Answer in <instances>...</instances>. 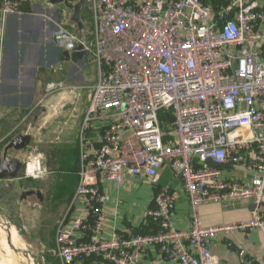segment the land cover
Returning a JSON list of instances; mask_svg holds the SVG:
<instances>
[{
  "label": "built area",
  "instance_id": "2783aa9c",
  "mask_svg": "<svg viewBox=\"0 0 264 264\" xmlns=\"http://www.w3.org/2000/svg\"><path fill=\"white\" fill-rule=\"evenodd\" d=\"M97 66L79 134L77 184L55 228L60 264H141L144 248L179 264H219L208 244L221 233L264 230V7L257 0H88ZM20 0H3L15 13ZM64 50L87 44L61 28ZM65 86L51 82L47 89ZM170 114V120L161 115ZM243 164L250 183L206 163ZM167 166L187 195L190 225L172 213L178 192L163 184L147 215L156 230L104 237L105 182L145 176L156 185ZM250 200L247 220L204 225L199 208ZM242 264H256L238 250Z\"/></svg>",
  "mask_w": 264,
  "mask_h": 264
},
{
  "label": "crops",
  "instance_id": "0c3cea01",
  "mask_svg": "<svg viewBox=\"0 0 264 264\" xmlns=\"http://www.w3.org/2000/svg\"><path fill=\"white\" fill-rule=\"evenodd\" d=\"M22 1L27 2V4H23ZM257 1L261 7H264V0ZM20 2L17 12L8 14L3 19L0 14V120H3L0 127L2 124L12 122V118L8 119L7 114L4 113L6 110H27L33 105L37 94L41 90L42 83L50 76L51 68L59 62L70 64L66 80L69 84H88L91 86L96 80V77H93L92 74L82 73V70L88 67L86 54L90 49L86 50L85 56L82 55L76 60L65 56L62 58L64 46L56 38V34L60 29L66 27V30L74 34L77 40L88 46L87 35L91 30L93 31V22L89 24L87 21V11L89 10L92 13L89 1L87 0L86 4L81 3L77 8L72 5L65 6L62 3L53 5L48 0H20ZM60 10L68 11L72 23L64 26L63 21L60 22L62 16H60ZM91 21H93V15ZM262 27L264 29V25ZM261 50L264 53V44L261 45ZM87 79L90 83H85ZM89 94L90 90L83 115L88 105ZM70 98L71 96H69ZM76 151V169L78 170V147ZM2 159V150H0V163ZM221 168L226 175L246 183H250L256 175L254 170L247 169L243 164H225ZM20 179H23V173L22 176L17 178L0 179V182L3 183L0 184V188H3L0 193V201L9 210L11 200L5 195L8 194V190H15V186L9 182L17 180L19 181L18 185H20L22 181ZM163 184H169L173 190L178 192V198L172 213L173 225L178 229L188 228L190 225V209L187 195L180 179L173 176L169 167L164 166L160 171V181L156 185L151 184L145 176L133 177L129 175L125 176L122 183L105 182L102 185V189L110 196V200L105 207L104 237H109L113 230L125 235H144L156 230V224L147 215V211L154 206L155 192ZM75 188L72 191V196ZM24 190L20 192L18 200L28 202L31 196L34 197V200L29 202L34 207L33 210L37 211V215H39L40 204L44 201L43 193L38 189L41 192V197L31 194L22 198L21 194ZM1 197H3V200ZM252 205L253 203L250 200L243 199L213 202L201 205L199 213L204 225L218 226L247 220ZM258 209L264 214V198ZM2 214V206H0V226L4 223ZM22 226L25 227L24 224ZM12 228L17 231L15 225ZM1 230L4 231V227ZM8 230H11V228H8ZM53 243L54 249L55 229ZM208 246L211 252L218 256L219 264H242L238 255L240 249L245 250L256 264H264V230L221 233ZM141 264L179 263L165 260L162 258L158 247L150 245L144 248L141 253Z\"/></svg>",
  "mask_w": 264,
  "mask_h": 264
},
{
  "label": "rangeland",
  "instance_id": "374dc122",
  "mask_svg": "<svg viewBox=\"0 0 264 264\" xmlns=\"http://www.w3.org/2000/svg\"><path fill=\"white\" fill-rule=\"evenodd\" d=\"M2 3L3 0L0 1V14L3 19L8 13L3 12ZM87 14V21L92 24V13L88 10ZM60 16V22L63 21L64 26L72 23L68 11L60 10ZM91 32L87 35L90 48L86 54L88 67L82 73H90L96 77L97 66L92 53ZM69 68L70 64L64 62L53 66L49 78L42 83L36 100L27 110L9 109L4 112L8 119L12 118V122L0 127L2 156L4 147L14 136H30V142L23 149L13 151L11 155V158L17 157L21 160L23 179H20V185L17 180L9 182L15 186V190H8L5 195L11 200L10 210L0 201L4 221L1 226L5 229L1 230L0 226V261L7 264L8 258L15 259L20 264H59L53 253L54 229L69 207L72 197L70 191L75 188L78 134L90 90L88 84L66 82ZM51 82L61 83L65 87L49 91L47 84ZM85 83L90 82L87 79ZM1 123L3 120H0ZM30 164L36 165L32 173L28 172ZM24 189H40L43 193L44 201L39 207L40 216L29 202L34 197L31 196L28 202L18 200ZM1 190L3 188H0V193ZM19 222L25 226L23 235L12 228Z\"/></svg>",
  "mask_w": 264,
  "mask_h": 264
},
{
  "label": "water",
  "instance_id": "95a60500",
  "mask_svg": "<svg viewBox=\"0 0 264 264\" xmlns=\"http://www.w3.org/2000/svg\"><path fill=\"white\" fill-rule=\"evenodd\" d=\"M51 4L57 5L59 3L64 4L65 6H70L69 1L71 0H48ZM83 3V2H81ZM78 6V5H77ZM86 50L82 48L81 45H77L75 49L71 52L68 50H63L62 58L65 56L66 58H71L72 60H76L82 55L85 56ZM30 142V136L25 134H17L14 136L4 147L3 159L0 163V179L5 178H17L22 176V162L16 157H12L11 155L13 151L23 149ZM206 163L213 167H223L224 164L216 163L210 158L206 159ZM31 194H36L38 197H41V192L38 189L24 190L21 194V197H26ZM255 205H252V209H254ZM16 229L19 234H24V229L22 223H18Z\"/></svg>",
  "mask_w": 264,
  "mask_h": 264
},
{
  "label": "bare ground",
  "instance_id": "6f19581e",
  "mask_svg": "<svg viewBox=\"0 0 264 264\" xmlns=\"http://www.w3.org/2000/svg\"><path fill=\"white\" fill-rule=\"evenodd\" d=\"M35 168H36V165L35 164H30L29 166H28V172L29 173H32L34 170H35ZM10 256H12V255H10ZM14 257V256H13ZM8 263L9 264H20V263H18L15 259H10V258H8ZM0 264H7L6 262H2V261H0Z\"/></svg>",
  "mask_w": 264,
  "mask_h": 264
},
{
  "label": "flooded vegetation",
  "instance_id": "af4514ba",
  "mask_svg": "<svg viewBox=\"0 0 264 264\" xmlns=\"http://www.w3.org/2000/svg\"><path fill=\"white\" fill-rule=\"evenodd\" d=\"M81 2H83L84 4H86L87 3V0H71V1H69V4H70V6L72 5L75 8H77V5H80Z\"/></svg>",
  "mask_w": 264,
  "mask_h": 264
},
{
  "label": "trees",
  "instance_id": "16d2710c",
  "mask_svg": "<svg viewBox=\"0 0 264 264\" xmlns=\"http://www.w3.org/2000/svg\"><path fill=\"white\" fill-rule=\"evenodd\" d=\"M22 3L23 4H27V2H24V1H22ZM161 119L162 120H170L171 119V116H170V114H168V115H166V116H163V115H161ZM72 191H73V189L70 191V193L72 194Z\"/></svg>",
  "mask_w": 264,
  "mask_h": 264
}]
</instances>
